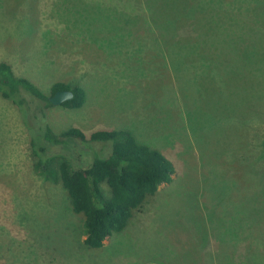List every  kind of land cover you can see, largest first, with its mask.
Segmentation results:
<instances>
[{
    "label": "rangeland",
    "instance_id": "rangeland-1",
    "mask_svg": "<svg viewBox=\"0 0 264 264\" xmlns=\"http://www.w3.org/2000/svg\"><path fill=\"white\" fill-rule=\"evenodd\" d=\"M3 61L47 97L85 90L82 108L48 111L55 133L132 131L176 174L89 249L67 192L36 169L31 116L0 97V264H217L264 243V0H0Z\"/></svg>",
    "mask_w": 264,
    "mask_h": 264
},
{
    "label": "trees",
    "instance_id": "trees-1",
    "mask_svg": "<svg viewBox=\"0 0 264 264\" xmlns=\"http://www.w3.org/2000/svg\"><path fill=\"white\" fill-rule=\"evenodd\" d=\"M59 91L74 94L72 100L63 104L66 108L84 106L87 95L82 87L57 83L52 96ZM0 97L22 111L23 118L31 116L24 118V125L34 131L30 143L36 169L67 192L73 212L83 217L84 245L89 249L103 250L108 238L124 231L159 188L173 181V161L160 150L138 141L132 131L101 129L87 134L74 127L55 133L48 117L53 107L50 97L28 79L17 76L5 61L0 62ZM70 145L81 151L79 157L53 153L54 147L66 149ZM82 158L89 160L86 166L81 165ZM241 254L217 264H264V243Z\"/></svg>",
    "mask_w": 264,
    "mask_h": 264
},
{
    "label": "crops",
    "instance_id": "crops-1",
    "mask_svg": "<svg viewBox=\"0 0 264 264\" xmlns=\"http://www.w3.org/2000/svg\"><path fill=\"white\" fill-rule=\"evenodd\" d=\"M96 256H97L96 257L97 260L95 261L99 262L100 264H154L155 263L153 256L150 255H139V254L101 255L100 254ZM169 264H182V256L180 257V259L178 258V256H174L172 262Z\"/></svg>",
    "mask_w": 264,
    "mask_h": 264
},
{
    "label": "water",
    "instance_id": "water-1",
    "mask_svg": "<svg viewBox=\"0 0 264 264\" xmlns=\"http://www.w3.org/2000/svg\"><path fill=\"white\" fill-rule=\"evenodd\" d=\"M73 97L74 94L71 91H59L54 96L50 97L49 101L53 106H60L72 100Z\"/></svg>",
    "mask_w": 264,
    "mask_h": 264
}]
</instances>
